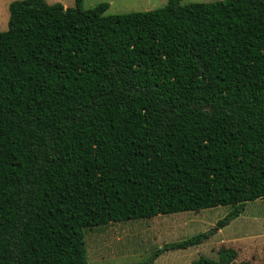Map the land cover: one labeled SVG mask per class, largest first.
Instances as JSON below:
<instances>
[{
	"label": "trees",
	"instance_id": "obj_1",
	"mask_svg": "<svg viewBox=\"0 0 264 264\" xmlns=\"http://www.w3.org/2000/svg\"><path fill=\"white\" fill-rule=\"evenodd\" d=\"M7 5L0 32V264H87L83 229L264 199V0L103 15ZM216 260L236 263L217 249Z\"/></svg>",
	"mask_w": 264,
	"mask_h": 264
},
{
	"label": "rangeland",
	"instance_id": "obj_2",
	"mask_svg": "<svg viewBox=\"0 0 264 264\" xmlns=\"http://www.w3.org/2000/svg\"><path fill=\"white\" fill-rule=\"evenodd\" d=\"M17 0H0V32L5 31L7 5ZM47 4L72 7L73 0H44ZM167 0H82L81 8L99 3L108 5L103 15H121L160 8ZM219 0H180V4L211 3ZM230 207H215L198 212L158 215L147 219L108 223L83 229L87 264H141L164 244L180 242L193 235L213 230ZM236 252V263L264 264V199L247 202L242 213L219 232L195 247L167 251L150 264H190L199 257L216 260L217 249Z\"/></svg>",
	"mask_w": 264,
	"mask_h": 264
},
{
	"label": "crops",
	"instance_id": "obj_3",
	"mask_svg": "<svg viewBox=\"0 0 264 264\" xmlns=\"http://www.w3.org/2000/svg\"><path fill=\"white\" fill-rule=\"evenodd\" d=\"M220 230H221V229H220ZM220 230H217L216 232H219ZM216 232H215V233H216Z\"/></svg>",
	"mask_w": 264,
	"mask_h": 264
}]
</instances>
